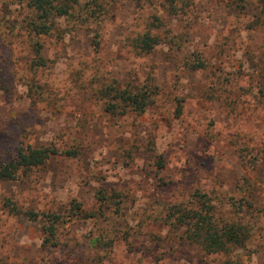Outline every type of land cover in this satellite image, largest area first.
<instances>
[{"label": "rangeland", "instance_id": "374dc122", "mask_svg": "<svg viewBox=\"0 0 264 264\" xmlns=\"http://www.w3.org/2000/svg\"><path fill=\"white\" fill-rule=\"evenodd\" d=\"M189 1L186 14L166 0H113L92 23L56 16L46 64L32 68L28 0H0L3 160L22 144L77 152L0 180V264H264V217L244 200L264 205V26L256 5ZM147 30L159 42L140 52L133 39ZM111 79L157 93L142 113L112 114L97 96ZM197 190L219 217L255 221L246 248L205 253L172 223L169 208ZM49 212L64 221L53 239Z\"/></svg>", "mask_w": 264, "mask_h": 264}, {"label": "trees", "instance_id": "16d2710c", "mask_svg": "<svg viewBox=\"0 0 264 264\" xmlns=\"http://www.w3.org/2000/svg\"><path fill=\"white\" fill-rule=\"evenodd\" d=\"M229 4L240 12L248 11L256 5L259 10L257 24L264 26V0H229ZM113 0H28L33 11L26 22L27 40L31 52V66L37 68L46 64L43 54V41L46 36L53 35L55 30L54 17L64 16L74 21L75 24L92 23L95 18H103L112 6ZM165 7L171 12L186 14L190 9L189 0H166ZM159 42L158 36L152 35L150 31H144L133 39V46L140 52L152 51ZM8 78L0 80V87L5 90L8 87ZM157 86L149 84L128 83L122 86L117 79H111L97 90V96L103 100L107 111L112 114L125 113L127 110L142 113L154 100ZM123 111V112H121ZM251 151V150H247ZM264 153L263 150H261ZM65 154L77 155L71 150H60L56 147H37L33 144H22L18 147L15 159L4 161L0 154V180H14L25 170L43 165L51 156ZM245 158V156L243 157ZM258 158V154H256ZM245 160V159H244ZM158 166H163L159 163ZM100 190L99 199L103 202H116L119 195L106 194ZM195 200L188 204L174 205L169 208L168 216L172 223L183 224L188 227L185 238L195 243L205 253L232 254L235 248H246L247 243L253 240L255 235L254 225L259 218L264 217V205L245 197L247 210L256 213L255 221L247 219L244 215L235 217H219L215 213V205L211 203V197L200 190L196 191ZM244 198V196H243ZM118 199L116 204H120ZM73 212L78 215L81 203L74 200ZM243 208L240 206V209ZM214 209V210H213ZM246 209V208H245ZM29 217L35 219L37 214L28 213ZM93 215H89L93 217ZM47 232L49 238L56 237L59 224L63 223L62 216L55 212L45 213ZM226 264H238L233 257Z\"/></svg>", "mask_w": 264, "mask_h": 264}]
</instances>
